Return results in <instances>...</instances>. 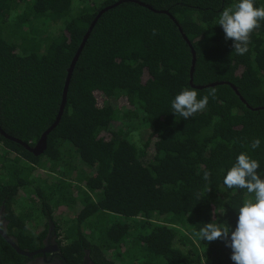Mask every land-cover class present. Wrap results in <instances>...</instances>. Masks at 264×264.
I'll return each mask as SVG.
<instances>
[{
    "label": "trees",
    "instance_id": "16d2710c",
    "mask_svg": "<svg viewBox=\"0 0 264 264\" xmlns=\"http://www.w3.org/2000/svg\"><path fill=\"white\" fill-rule=\"evenodd\" d=\"M123 1L0 0L3 133L37 143L90 25ZM135 1L167 14L125 2L97 19L42 155L0 135V211L21 226L11 233L23 251L58 216L61 250L75 264L86 254L94 264H234L225 241L196 232L211 222L235 230L254 195L223 183L241 152L264 179V20L238 55L218 25L238 0ZM183 89L208 96L186 120L172 109ZM0 249V264H24L1 239Z\"/></svg>",
    "mask_w": 264,
    "mask_h": 264
},
{
    "label": "clouds",
    "instance_id": "9594fccd",
    "mask_svg": "<svg viewBox=\"0 0 264 264\" xmlns=\"http://www.w3.org/2000/svg\"><path fill=\"white\" fill-rule=\"evenodd\" d=\"M259 20H264V7H254L253 0H238L220 13L218 25L224 31L225 39L233 41L234 52L244 55L248 51L250 33L259 26ZM207 103V95L198 100L196 91L183 89L172 101V109L174 114L186 120L203 110ZM259 145L260 140L255 139L251 147L256 149ZM258 168L257 160L241 152L224 176L223 183L227 188L246 189L249 194H254L239 208L235 230L211 222L196 232L206 242L225 241L231 249L234 264H264V179ZM209 177L210 173L205 172L203 178L207 181Z\"/></svg>",
    "mask_w": 264,
    "mask_h": 264
},
{
    "label": "flooded vegetation",
    "instance_id": "af4514ba",
    "mask_svg": "<svg viewBox=\"0 0 264 264\" xmlns=\"http://www.w3.org/2000/svg\"><path fill=\"white\" fill-rule=\"evenodd\" d=\"M10 220H7L4 217V208H1L0 211V232L4 234L7 238H4L0 235V239L5 241V243L20 257L24 260V264H75L74 262H70L67 258H65L63 251L61 250V245L54 235L53 226L51 225L45 234L44 238H42L40 246L34 251H23L19 248V244L17 243V238L14 237L12 233H18V229L21 230L17 224H11ZM23 231V230H22ZM45 231V232H46ZM12 232V233H11ZM18 237V234H17ZM10 241V243H9ZM17 249H15V248ZM1 250V249H0ZM21 251L25 254H33L32 257H28L27 255H23L18 253ZM14 262V261H13ZM15 263V262H14ZM17 264V263H16ZM79 264H94L89 256L86 254L85 258Z\"/></svg>",
    "mask_w": 264,
    "mask_h": 264
},
{
    "label": "water",
    "instance_id": "95a60500",
    "mask_svg": "<svg viewBox=\"0 0 264 264\" xmlns=\"http://www.w3.org/2000/svg\"><path fill=\"white\" fill-rule=\"evenodd\" d=\"M125 2H130V3H134V4H137L141 7H144L146 9H148L149 11L153 12V13H156V14H167V12H159V11H155L153 10L152 8L148 7V6H145L144 4L138 2V1H135V0H125L123 2H119L117 4H115L114 6L112 7H109V8H106V9H103L102 11H100L97 15V17L95 18V20L92 22V24L90 25L87 33L85 34L83 40H82V44L77 52V54L75 55V57L73 58L69 68L66 70V79H65V84H64V88H63V94H62V100H61V105H60V108H59V112H58V115H57V118H56V121L55 123L47 130L45 131L41 137L39 138V140L37 141V143L33 146V147H29L28 145H26L25 143H22L21 141L15 139V138H12V137H9L8 135H6L5 133H3L0 129V135L3 136L5 139L11 141V142H14L20 146H22L24 149H26L27 151H29L31 154H33L34 156H40L44 153V151L46 150V140H47V136L49 135V133L58 125V123L60 122V119H61V116H62V113H63V110H64V107H65V104H66V96H67V90H68V87H69V83H70V80H71V77H72V74H73V71H74V68H75V65H76V62L79 58V55L80 53L82 52L83 50V47L87 41V39L89 38V35L97 21V19L103 14L105 13L106 11L112 9L113 7H116L118 6L119 4L121 3H125ZM171 17V16H170ZM172 18V17H171ZM173 22L175 23L176 26H178L177 22L172 18ZM180 33H182V31L180 30ZM183 39L187 42V39L186 37L183 35ZM188 43V42H187ZM192 57H193V60H192V68H191V74H190V84L192 87H194L192 85V81H193V72H194V66H195V56H194V53L192 51ZM216 84H212L210 85V87H213L215 86ZM196 88H199V87H196ZM231 88L235 91L236 95L239 96V94L237 93V90L235 88H233V86H231ZM240 98V101L245 104V101L241 98ZM249 108V107H248ZM250 109V108H249ZM0 235L4 238H6L4 236L3 233L0 232ZM7 239V238H6ZM10 243V241H9ZM11 244V243H10ZM15 248V247H14ZM16 249V248H15ZM17 250V249H16ZM18 253L20 254H23V255H27L28 257H32L33 254H25L21 251H18Z\"/></svg>",
    "mask_w": 264,
    "mask_h": 264
},
{
    "label": "rangeland",
    "instance_id": "374dc122",
    "mask_svg": "<svg viewBox=\"0 0 264 264\" xmlns=\"http://www.w3.org/2000/svg\"><path fill=\"white\" fill-rule=\"evenodd\" d=\"M75 1V0H74ZM77 2H73V7L77 8L76 5ZM58 216H53V219H51L50 221V226H53V231H54V235H56L57 240L59 241V243L61 242V245L64 242V237H65V230L64 227L63 229L61 228L62 226V222H60L61 220H57L59 218H57Z\"/></svg>",
    "mask_w": 264,
    "mask_h": 264
}]
</instances>
